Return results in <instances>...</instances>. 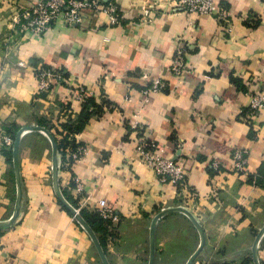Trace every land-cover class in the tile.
<instances>
[{
    "label": "crops",
    "instance_id": "1",
    "mask_svg": "<svg viewBox=\"0 0 264 264\" xmlns=\"http://www.w3.org/2000/svg\"><path fill=\"white\" fill-rule=\"evenodd\" d=\"M149 1L147 21L142 0H116L120 26H110L103 13L88 14L82 27L57 23L40 36L4 43L14 16L37 0H0V221L11 217L16 198L12 150L3 148L2 137L14 140L21 128L41 126L56 141L64 125L81 121L69 138L89 147L71 167L83 192L76 195L59 177L60 186L80 211L92 213L105 200L117 212V225L95 234L110 264H148L152 220L176 207L189 211L204 231L205 245L193 264H253L252 246L264 227V111L257 129L245 112L251 88L264 91V0H215L232 15L229 28L183 13L175 0ZM179 38L187 50L182 79L169 71ZM41 66L61 67L88 85L99 81L115 109L99 100L101 110L92 114L74 103L68 114L56 110L50 104L61 107L68 90L39 95L35 72ZM152 80H163L166 88L142 97ZM148 132L163 156L185 166L191 197L161 184L139 161L137 139ZM237 148L248 152L243 176L230 173ZM212 160L221 165L219 174L209 169ZM51 165L50 140L25 132L22 202L16 221L0 228V264H101L89 234L56 199ZM154 244L153 264H186L199 234L185 215L171 213L157 222ZM257 252L264 264V234Z\"/></svg>",
    "mask_w": 264,
    "mask_h": 264
},
{
    "label": "built area",
    "instance_id": "2",
    "mask_svg": "<svg viewBox=\"0 0 264 264\" xmlns=\"http://www.w3.org/2000/svg\"><path fill=\"white\" fill-rule=\"evenodd\" d=\"M175 6L178 10L196 17L209 16L221 23H228L232 15L222 5L217 4L215 0H175ZM153 5L149 0H142L143 21H147L150 10ZM105 14L108 17L110 26H120L123 22L121 13L116 0H37L35 4L22 10L14 16L15 27L12 35L5 39L4 43L18 42L19 38L28 35L40 36L49 31L55 24L61 23L66 28L82 27L88 14ZM187 50L182 38H179L175 51L171 58L169 67L173 78L182 79L185 76ZM37 81V92L39 95H49L54 89L65 87L68 90L67 102L59 106L55 101L50 104L56 110L62 109V113L68 114L67 105L77 104L82 107L90 100L103 104L105 109H115L114 105L109 103L99 87L101 84L96 81L91 84L81 83L73 80L67 72L61 67L41 66L35 72ZM163 80H152L151 83L141 91L142 97L149 96L151 93L161 92L166 88ZM249 103L246 107L245 119L248 124L254 125L257 129V123L261 113L264 111V91L257 85L253 86L248 93ZM137 126L135 125L134 128ZM71 135L69 137H72ZM71 139V138H69ZM14 140L11 137H2V146L4 149H12ZM89 152V147L85 144L76 143L73 148L64 149V155L58 153V175L68 184L70 191L76 195L83 192L82 182L71 174V167L74 163L81 160ZM135 152L139 161L152 171L161 184L171 185L177 192H181L183 199L193 195L189 186V175L183 164L177 163L173 157H165L150 139V132L137 139ZM233 175L243 176L247 174L248 152L246 149L237 148L231 153ZM209 169L215 174L222 171V167L216 160L209 163ZM187 200H184L186 202ZM80 203V201H79ZM75 209L80 212V205ZM96 212L108 225L114 227L119 222L117 212L105 200H99L94 208Z\"/></svg>",
    "mask_w": 264,
    "mask_h": 264
},
{
    "label": "water",
    "instance_id": "3",
    "mask_svg": "<svg viewBox=\"0 0 264 264\" xmlns=\"http://www.w3.org/2000/svg\"><path fill=\"white\" fill-rule=\"evenodd\" d=\"M27 131L41 132L50 140L51 147H52L51 181H52V187H53L55 197L60 203V205L64 207L72 215V217L89 234L94 244V247L97 251V254L99 256L101 264H110L94 231L87 224V222L83 219L80 212L77 211L73 207V205L70 202H68V200L64 197L62 190H61L59 175H58V151H57L56 141L54 140L52 135L44 127H41V126L21 128L15 136L14 143H13L11 150H12V164H13L15 185H16V198H15V203H14L13 214L8 220L0 221V228L10 227L16 221L18 214H19V210H20V206L22 202V187H21V177H20V169H19V148H20L21 137ZM171 213H181L185 215L192 222V224L197 229L198 234H199V245L196 251L190 256L186 264H193L194 260L199 255V253L202 251L205 245L204 231L201 225L194 219V217L191 215L189 211H187L186 209L182 207L164 209L153 218L151 226H150L148 264H153L154 262V247H155L154 238H155V229H156L157 222L165 215H168ZM263 234H264V227L257 234L254 244L252 246L253 264H260L259 259H258L257 249H258V244Z\"/></svg>",
    "mask_w": 264,
    "mask_h": 264
},
{
    "label": "trees",
    "instance_id": "4",
    "mask_svg": "<svg viewBox=\"0 0 264 264\" xmlns=\"http://www.w3.org/2000/svg\"><path fill=\"white\" fill-rule=\"evenodd\" d=\"M41 96L43 97V96H45V94H41ZM98 106H99V112H100L102 106L95 104L94 100H90L82 106V110L88 114H90V113L92 114V113H95L94 111L97 110ZM81 126H82L81 121L68 122L66 125L63 126V128L60 131L58 130L60 135H61V139L56 140L58 153L64 155V149L65 148H67V147L73 148L74 147L75 142L72 139H69V136H70V134L74 135L77 132H79L81 129ZM10 150L11 149H6V151H8V152H10ZM61 190H62L64 197L68 200V202H70L74 207H76V204H75L76 202H74V200H72L70 198V196L67 192V189H65L61 186ZM62 208L67 213H69L64 207H62ZM80 214L83 217V219L87 222V224L91 227V229L94 231L95 234H98L100 232L101 228L105 229V227L108 225V222L104 221L96 212L88 213L85 211H80ZM98 240L102 246L103 245L102 239L100 238ZM249 262H251V260Z\"/></svg>",
    "mask_w": 264,
    "mask_h": 264
}]
</instances>
